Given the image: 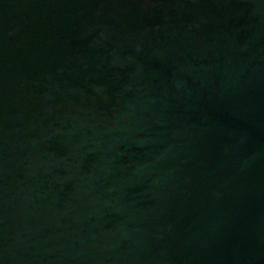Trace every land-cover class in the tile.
Instances as JSON below:
<instances>
[{
	"label": "water",
	"instance_id": "1",
	"mask_svg": "<svg viewBox=\"0 0 264 264\" xmlns=\"http://www.w3.org/2000/svg\"><path fill=\"white\" fill-rule=\"evenodd\" d=\"M0 264H264V0H0Z\"/></svg>",
	"mask_w": 264,
	"mask_h": 264
}]
</instances>
